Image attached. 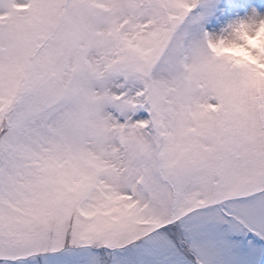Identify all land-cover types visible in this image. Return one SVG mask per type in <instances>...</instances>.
I'll return each mask as SVG.
<instances>
[{
  "label": "snow or ice",
  "instance_id": "obj_1",
  "mask_svg": "<svg viewBox=\"0 0 264 264\" xmlns=\"http://www.w3.org/2000/svg\"><path fill=\"white\" fill-rule=\"evenodd\" d=\"M0 264H264V0H0Z\"/></svg>",
  "mask_w": 264,
  "mask_h": 264
}]
</instances>
